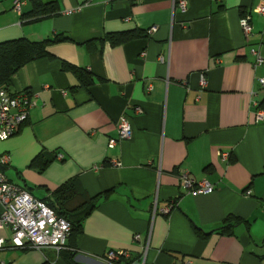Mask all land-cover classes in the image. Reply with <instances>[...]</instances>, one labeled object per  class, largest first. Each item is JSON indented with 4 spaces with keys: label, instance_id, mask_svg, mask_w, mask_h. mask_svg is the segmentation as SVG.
Returning a JSON list of instances; mask_svg holds the SVG:
<instances>
[{
    "label": "crops",
    "instance_id": "obj_1",
    "mask_svg": "<svg viewBox=\"0 0 264 264\" xmlns=\"http://www.w3.org/2000/svg\"><path fill=\"white\" fill-rule=\"evenodd\" d=\"M21 1L14 11L13 0H0V42L67 39L11 77L9 91L27 93L34 105L0 140V153L10 156L1 169L45 203L72 179L89 196L114 192L58 255L6 247L0 264H69L71 257L105 264L115 250L129 253L120 264H140L145 249L144 264H264V116L257 117L264 111V13L255 10L264 0H186L185 12L180 0H41L56 14L34 20L29 0ZM152 26L144 38L100 43L107 33ZM91 41L96 47L88 50ZM252 48L263 57L256 68ZM62 61L85 70L92 84L81 85ZM121 114L132 135L110 147ZM41 155L52 163L38 172L30 164ZM180 169L214 189L188 194ZM227 217L240 222L215 231Z\"/></svg>",
    "mask_w": 264,
    "mask_h": 264
},
{
    "label": "built area",
    "instance_id": "obj_2",
    "mask_svg": "<svg viewBox=\"0 0 264 264\" xmlns=\"http://www.w3.org/2000/svg\"><path fill=\"white\" fill-rule=\"evenodd\" d=\"M21 0H13V10L19 11ZM77 8V7H76ZM187 9L186 0H180L178 10L185 12ZM77 11L78 9H74ZM74 10H68L72 14ZM257 12L264 13V4L255 9ZM240 25L244 36L248 39L251 33L250 16L245 15L240 19ZM156 30V26L146 29L148 35ZM255 60L253 67L256 68L263 62V57L256 48L251 49ZM261 89L264 90V78L258 79ZM200 86H205V77L200 75ZM34 105L29 95L25 92L11 93L6 89L0 88V140L11 136L17 127L23 123L28 116L29 109ZM137 113L141 112L140 107L136 106ZM263 109L258 110L257 117L262 119ZM118 137L109 141V146L113 147L118 140L129 139L132 135V127L129 117L121 114L117 122ZM219 155L223 159L229 157L228 152H221ZM10 161L9 154L0 153V230H7L9 233L6 239L0 236V249L6 247L19 249H36L41 251L50 248L59 254L65 248L66 241L71 232L70 223L49 207L44 201L33 197L25 188L11 182L5 172L1 169ZM115 165L119 163L115 162ZM178 174L179 181L188 194L193 196L205 194L214 189V185L206 180H196L188 170L180 169ZM173 204H169L160 209L162 214L170 211ZM134 238H138L135 235ZM146 249L143 251V258L140 264H144ZM127 250L107 251L104 256L105 264H120L122 258L128 257ZM46 264H54L47 261Z\"/></svg>",
    "mask_w": 264,
    "mask_h": 264
},
{
    "label": "trees",
    "instance_id": "obj_3",
    "mask_svg": "<svg viewBox=\"0 0 264 264\" xmlns=\"http://www.w3.org/2000/svg\"><path fill=\"white\" fill-rule=\"evenodd\" d=\"M29 2L31 5L29 14L33 16V20L56 14V7L54 4H44L41 0H29ZM147 35L146 31L139 29L107 33L104 38L100 40V43L107 41L111 46H116L135 38L147 37ZM66 39L67 37L64 35L57 34L55 37L41 41L18 38L0 42V88L9 91L11 77L22 66L33 60L50 57L51 55L48 52V47L51 44L62 42ZM86 46L88 50H93L96 47L95 43L92 41L86 43ZM61 65L64 70L72 72L79 79L81 85L87 87L92 84V79L89 74L85 73V70L65 61H62ZM50 163H52V159H47L41 155L33 159L30 167L35 168L38 172H42ZM113 192L114 189L111 188L97 195L89 196L85 194L77 182L72 179L57 188L54 192V202H47L46 204L51 207L58 216L65 218L70 223L71 236L81 231L83 220L91 213L93 208L96 207L98 201L103 198H108ZM239 220H237V218L227 217L224 223L228 222L229 224H223L215 231L223 233L229 229L228 227L232 222L237 223L240 222ZM196 231L199 232L197 227ZM68 261L69 264H75L72 257Z\"/></svg>",
    "mask_w": 264,
    "mask_h": 264
}]
</instances>
